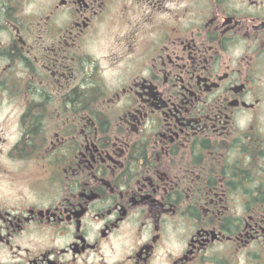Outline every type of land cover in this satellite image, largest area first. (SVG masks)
I'll use <instances>...</instances> for the list:
<instances>
[{"label":"flooded vegetation","instance_id":"obj_1","mask_svg":"<svg viewBox=\"0 0 264 264\" xmlns=\"http://www.w3.org/2000/svg\"><path fill=\"white\" fill-rule=\"evenodd\" d=\"M0 264H264V0H0Z\"/></svg>","mask_w":264,"mask_h":264}]
</instances>
